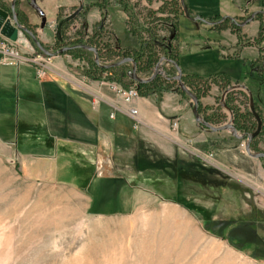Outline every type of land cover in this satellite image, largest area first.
I'll use <instances>...</instances> for the list:
<instances>
[{"label":"rangeland","instance_id":"rangeland-1","mask_svg":"<svg viewBox=\"0 0 264 264\" xmlns=\"http://www.w3.org/2000/svg\"><path fill=\"white\" fill-rule=\"evenodd\" d=\"M112 3H118L126 15L128 31L123 42L111 34L104 20ZM88 5L80 12L61 10L50 23L56 37L52 44L41 43L36 35L51 52L76 41L97 49L99 63L95 52L86 48L56 54L63 55L66 72L77 83L85 86L96 81L113 92V85L138 89L139 82L126 74L135 63L129 56L138 58L142 52L147 59L152 54L149 65L136 68L137 74L149 78L156 68L162 73L155 89H138L139 97L151 96L159 104L165 94L176 91L189 113L194 101L176 79L168 77L178 75L174 64L165 59L166 53L175 52L183 83L199 96L201 119L216 127L230 124L227 139L234 138L231 124L243 126L248 133L255 131L258 120L248 111L256 103L236 87L239 80L250 89L259 86L264 102V80H257L251 71L260 63L257 69L264 76V13L255 15V25H260L257 36L250 31L249 36L229 21L223 27L204 21L220 17L187 19L181 0H101ZM96 6L103 18L91 25L84 17ZM255 9L264 10V0H254L239 20L249 19ZM27 35L34 49L17 46L21 55L54 56L41 51ZM253 55L259 56L257 63ZM124 58L134 63L125 61L108 71L95 70L93 65H115ZM48 64L46 75L51 60ZM89 73L101 77L94 79ZM139 120L133 119L134 130L141 126ZM171 139L178 155L189 154L176 132ZM243 142L239 146L246 152ZM60 148L64 152L59 149L63 154L53 165L50 162L48 177L25 176L19 162L14 167L0 164V264H263L264 213L253 202V178L231 177L229 163L219 164L215 152L205 153L209 165L192 167L180 156L164 159L158 148L138 154L137 147H126L120 154L110 153L107 168L104 161H97L100 149L97 153L87 145L75 155L73 145Z\"/></svg>","mask_w":264,"mask_h":264},{"label":"crops","instance_id":"crops-1","mask_svg":"<svg viewBox=\"0 0 264 264\" xmlns=\"http://www.w3.org/2000/svg\"><path fill=\"white\" fill-rule=\"evenodd\" d=\"M12 1L0 0V6L10 11ZM99 1L101 0H18L15 7L19 22L28 28L30 26L29 29L36 33L39 40L48 45L56 39L50 23L58 18L61 10L75 8L76 12H80L83 6ZM218 1L221 2L220 5ZM202 2L204 4L201 6ZM253 2L254 0H186V5L202 18L219 14L226 18H239L251 10ZM212 3H217L214 8H211ZM243 3L247 5L243 7ZM260 10L255 9L253 13ZM84 18L92 25L101 20L103 14L96 6ZM104 20L112 29L111 34L123 42L128 31L123 8L118 3H112ZM254 20L255 18L243 24L238 19L243 24L241 29L249 36V31L253 36H257L260 31V25H255ZM28 37L25 32L20 31L15 44L25 50L34 49ZM5 39L7 38L0 34V41ZM250 41L253 42V38ZM240 47L247 48L244 44H240ZM249 47L258 49L255 45ZM258 57L253 55L252 61L257 63ZM259 65L260 63L256 64V68L252 67L251 71L258 75L257 80L260 81L264 80V76L260 77L261 71L257 69ZM66 71L63 55L52 56L49 72L44 77H38L36 69L29 63L3 65L0 61V164L5 162L14 167L19 162L20 169L27 172L24 173L25 176L48 177L51 175L50 162L52 165L56 162L59 155L63 154L60 153V147L67 144L77 148L74 149L75 155L81 153V148L87 145L95 148L97 153L100 149L98 156L101 159L97 157V161H104L107 168L112 156L110 153L115 151L120 154L126 147H137L140 150L136 149L135 153L138 154H147V150L158 148L163 152L164 159L169 161L180 156L185 162L207 165L209 163L205 153L212 151L216 153L219 164L226 167L229 163L231 177L240 178L239 180L253 178L250 179V183L255 185L250 188L255 194L253 202L264 213V158L252 157L243 152L239 146V142L244 141L243 138L234 135V138L227 139V129L213 130L201 125L192 109L189 113L186 111L183 99L176 91L165 94L159 104L151 96L137 98L134 104L140 112L138 117L141 119V126L134 130L133 119L123 109L116 92L96 81L83 86ZM236 89L239 92L246 91L251 101L256 103V114H260L262 132L253 140L251 148L254 152H264V102L260 99L261 89L257 85L250 89L240 80ZM173 132L186 145V152L189 154L178 155L177 148L172 147ZM245 141L247 142L246 139ZM227 142L229 148L225 147ZM221 145H224L223 149H220ZM224 157H227L228 162Z\"/></svg>","mask_w":264,"mask_h":264},{"label":"water","instance_id":"water-1","mask_svg":"<svg viewBox=\"0 0 264 264\" xmlns=\"http://www.w3.org/2000/svg\"><path fill=\"white\" fill-rule=\"evenodd\" d=\"M15 3H16V0H13L12 1V4H11V7H10V11L0 6V34L2 36H4L5 38H7V39L15 42V41H17L19 39L20 31L25 32V33L29 34L32 37L33 41L37 44V46L39 47V49L41 51H43L44 53L49 54V55L60 54V53H63L64 51H67L70 48H74V47L80 46V47H83V48L90 49V50L94 51L95 52V60H96V62L99 63V56L97 54L96 49L94 47L90 46L89 44H78V45H74V46L63 47V48L58 49L55 52L49 51L46 47H44L38 41V38L33 33V31H31L30 29H28L26 26L22 25L19 22L18 15H17L16 9H15ZM181 3L183 5V8L185 10V13H186V15L188 17L192 18L193 20H203L199 16L192 17L190 15V13L188 11V8H187V6L185 4V0H181ZM257 12H260V11H257ZM257 12H255L244 23L249 22L250 20H253ZM125 61H132L134 63V61L132 59L124 58V59L120 60L119 62L115 63V65L121 64V63H123ZM166 61H171V60L166 59ZM171 62L174 64V66L178 70V75H176L174 78L178 81L180 88L184 92H186L191 97V99L194 101L193 114H194L195 118L197 119V121H199V123H201L202 125H205V126L209 127L210 129H213V130L229 129L230 128V124L229 125H223L221 127H216V126L211 125L208 122H205L203 119H201V116L199 114V98L197 97V95H195L183 83V81H182V74H183V72H182V68L179 65V63L173 62V61H171ZM161 73H162L161 70H159L158 68H156V70L154 71V73L149 78H142V77H140L137 74L136 65L134 63V66H133L132 70L129 71V76H130V78L134 79L135 81H137L139 83H142V82H148V81L153 80L154 78L157 77L158 74H161ZM261 126H262V122H261L260 119H258V128H257L256 132L251 133V134H249L246 137L247 142H246V145H245V151H246V153L248 155H250L252 157H256V158H264V152H254L251 149V141L258 134V132L261 130ZM231 127L233 128L234 135L236 137L243 138V135L239 134V132L237 131V129L235 128L234 125L231 124Z\"/></svg>","mask_w":264,"mask_h":264},{"label":"built area","instance_id":"built-area-1","mask_svg":"<svg viewBox=\"0 0 264 264\" xmlns=\"http://www.w3.org/2000/svg\"><path fill=\"white\" fill-rule=\"evenodd\" d=\"M15 43L16 42L11 41L9 39L0 41L1 64L19 65L21 63H33L36 66L37 76L44 77L47 73L49 65L48 63L51 59L48 56H44L43 54H37L34 58H27L19 53V50H17L18 45ZM113 88L116 94L119 96L123 105L122 107L126 111V113L132 119H136L138 121L139 109L134 104L135 99L139 97V91L137 87H124L121 85H113ZM242 145L245 146L246 141H244Z\"/></svg>","mask_w":264,"mask_h":264},{"label":"trees","instance_id":"trees-1","mask_svg":"<svg viewBox=\"0 0 264 264\" xmlns=\"http://www.w3.org/2000/svg\"><path fill=\"white\" fill-rule=\"evenodd\" d=\"M96 4H98V3H96ZM93 5V4H92ZM89 6H91V5H87L86 6V8H88ZM189 9V8H188ZM190 11V10H189ZM187 17V16H186ZM217 17H222V15L221 14H219V15H216V18ZM264 17V16H263ZM239 18H242V17H239ZM238 17H235V20H238L239 19ZM187 19H189V18H187ZM189 20H192V19H189ZM230 22L232 25H233V27H235L236 29H240V27H239V25L238 24H235L230 18H226L223 22H221V23H218L220 26H224V23H226V22ZM218 24H215V25H218ZM262 26L264 27V24H262L261 25V28H262ZM29 28H30V26H29ZM35 35H36V33L35 32H33ZM42 43V42H41ZM78 44H82V42H80V41H76V42H72V43H68V45L67 46H74V45H78ZM91 46H93V45H91ZM94 47V46H93ZM84 48L83 47H80V46H77V47H74V48H70V49H68V50H83ZM97 50V49H96ZM39 51V50H38ZM144 55V53H142L141 52V54H139V56H138V58H136V57H131V56H129L130 58H133L134 59V61H135V63H136V68H139V70L140 69H142V67H144L145 65H149V62H150V60H151V57L153 56L152 54H150V56H149V58H147V59H144L145 57L143 56ZM165 58L166 59H168V60H171V61H173V62H177V63H179L178 61H179V59H178V54L177 53H173V52H169V53H166L165 54ZM139 61V62H138ZM123 63H121V64H117V65H110V66H106V65H100V64H98V63H96V62H94V68H95V70H99V71H108V70H110L111 68H115V67H119V66H121ZM180 65V64H179ZM141 67V68H140ZM129 71L130 70H128L127 71V75L129 76ZM90 74V73H89ZM112 75V74H111ZM111 75H108L107 77L109 78V79H113L114 77H112ZM89 76H91L92 78H94V79H97V78H100L101 76L100 75H96V74H90ZM169 77V80L170 81H173L172 79H173V77H171V76H168ZM158 78H159V75L156 77V78H154L153 80H151V81H148V82H142V83H138L137 84V86H138V89L141 91L142 89H144V88H146V89H148V88H150V87H153V89H155V86H156V84L158 83ZM183 80L185 81V75H183ZM124 86V85H123ZM124 87H127V86H124ZM153 89H151V90H153ZM182 92H184L183 90H182ZM184 93H186V92H184ZM195 95H197V94H195ZM197 97H199V96H197ZM253 109L255 110L254 112L253 111H251V112H249L248 111V114L249 115H252L253 117L255 116L256 117V119L258 120V114H256V108L253 106ZM242 114V113H241ZM257 115V116H256ZM204 121L205 122H208V119H206V118H204ZM209 123V122H208ZM235 125V128L237 129V130H239V131H242L243 133H244V135H243V138L244 139H246V137L249 135V134H251V133H253V132H251V133H248L247 132V130H245L244 128H243V126H240V125H238V124H234ZM261 132H262V129L258 132V134L252 139V141H251V145H252V142H253V140L255 139V138H257L258 136H260V134H261ZM253 145H254V142H253ZM252 145V146H253ZM255 148H256V146H255ZM186 164H189V165H191L192 167H193V164H199V163H186ZM203 183V182H202ZM209 183H210V178L209 179H207V184L209 185Z\"/></svg>","mask_w":264,"mask_h":264},{"label":"flooded vegetation","instance_id":"flooded-vegetation-1","mask_svg":"<svg viewBox=\"0 0 264 264\" xmlns=\"http://www.w3.org/2000/svg\"><path fill=\"white\" fill-rule=\"evenodd\" d=\"M187 6V5H186ZM187 8H188V6H187ZM184 9V8H183ZM189 11V10H188ZM184 12H185V10H184ZM260 12L262 13V12H264L263 10H260ZM189 13H190V11H189ZM186 14V13H185ZM257 14V13H256ZM187 16V15H186ZM188 17V16H187ZM193 17V16H192ZM199 17H201V16H199ZM188 18H190V17H188ZM202 18V17H201ZM255 18V17H254ZM190 19H192V18H190ZM203 19V18H202ZM226 19V17L224 16H222L221 17V20H217V21H210V20H204V21H206V23L207 24H218V23H221V22H223L224 20ZM235 24H238L239 25V27L241 28V25H243L242 24V22H239L238 20H235V18H230ZM247 20V19H246ZM245 20V21H246ZM244 23V22H243ZM247 23V22H246ZM91 46V45H90ZM93 47V46H92ZM95 48V47H94ZM96 49V48H95ZM97 51V50H96ZM122 60V59H121ZM119 62V61H118ZM124 63V62H123ZM158 76V75H157ZM130 77V76H129ZM175 77V76H174ZM173 77V78H174ZM175 79V78H174ZM252 111L254 112L255 110L254 109H252ZM258 119H260L261 120V118L260 117H258ZM262 122V121H261Z\"/></svg>","mask_w":264,"mask_h":264}]
</instances>
